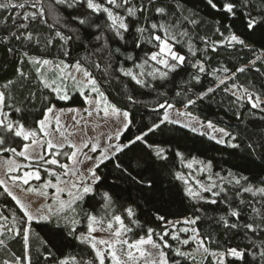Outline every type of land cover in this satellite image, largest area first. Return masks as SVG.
<instances>
[{
  "label": "snow or ice",
  "instance_id": "6c2138e0",
  "mask_svg": "<svg viewBox=\"0 0 264 264\" xmlns=\"http://www.w3.org/2000/svg\"><path fill=\"white\" fill-rule=\"evenodd\" d=\"M203 2L229 21L222 25L224 31L215 28L223 39L213 41L211 51L237 46L253 50L257 43L264 48V0L259 7L255 0ZM238 16L243 32L234 30ZM204 22L188 0H48L47 6L45 0H0V45L22 57L16 79L0 83V195L10 198L19 212L7 205L0 209V248L8 250L9 238H19L23 245L22 255L6 251L9 258L0 264H34V225L48 233L39 241L43 250L38 249L35 264H205L209 257L211 264H264V131L259 142L246 140V163L219 171L211 160L186 154L164 138L173 125L216 145L240 149L237 133L190 111L211 102L218 89L230 94L231 104L243 108L247 103L264 113V94L236 83V74L246 67L209 70L211 57L203 55L208 38H200L201 50L191 35ZM114 41L120 46L113 48ZM54 48L55 58L29 51ZM73 50L84 55L67 62L64 58ZM120 56L124 59L114 67L113 59ZM260 59L257 55L250 65ZM94 71L107 83L126 78L133 86L124 95L129 105L143 103L135 95L138 89L164 97L145 105L157 118L137 122L131 111L110 100ZM181 73L188 78L176 84ZM205 76L214 79V86L198 90ZM169 85L176 103L168 99ZM74 92L85 106L67 109L73 115L72 124L66 125V110L54 101L67 102ZM34 111L40 117H33ZM93 117L110 122L111 131L103 139L73 141L70 129L86 126ZM120 183L134 188L137 198L125 200L124 190H117ZM18 193L37 195L44 202L33 209V202ZM169 199L179 201L176 212L156 206ZM231 238L246 243L232 244Z\"/></svg>",
  "mask_w": 264,
  "mask_h": 264
},
{
  "label": "trees",
  "instance_id": "16d2710c",
  "mask_svg": "<svg viewBox=\"0 0 264 264\" xmlns=\"http://www.w3.org/2000/svg\"><path fill=\"white\" fill-rule=\"evenodd\" d=\"M48 0H45V4L47 6ZM257 6L259 7V0H255ZM189 7L195 6L200 11V19L205 21L198 28H194L191 31V35L193 37L194 44L203 50L204 45L201 41V37H207L209 40V47L206 53H203L205 58L211 57L208 60V68L211 70L212 68H217L220 66L228 67L232 72L238 67H246L247 71L244 73L236 74V83L238 85H243L249 87L251 90L264 94V48L260 44H254L253 50L241 49L239 46L236 48H228V47H218L217 51H211V44L213 41H221L223 37H221L218 33L215 32L216 27H221V31H224L222 27L223 24L228 23L222 19L220 14L212 12L209 8H207L203 2V0H188ZM220 20L221 24L216 25L215 21ZM234 30L237 32H243V24L241 18L238 16L235 24ZM227 35V32H225ZM13 47H18L16 44L12 45ZM120 46L118 42H113L112 47L115 48ZM7 46L0 45V83L8 79H16L15 77V69L18 66L17 61L21 59L19 51L15 55L9 54L6 51ZM180 50H184L181 48ZM30 53L33 55L42 54L47 56V58H55L57 53L55 48L49 50L45 53H40L38 50L29 49ZM128 51L132 52L131 44L128 46ZM136 54L140 53V50H135ZM84 53L82 51L73 50L71 56L64 58L67 62H74L76 59H79L80 56H83ZM259 55L262 59L257 60L256 65L253 67L250 65V61L255 59L256 56ZM124 58L123 56L116 57L113 59V66H118L120 61ZM125 66H130V63ZM255 68H259L260 72L255 71ZM25 70H28L27 68ZM94 74L97 76V79L100 81L102 85V89L106 91L109 95L110 100L117 103L121 107H126L134 116V119L137 122L150 123L152 120L156 119V115L149 111L148 107L145 105L153 106L159 99L161 102L164 97H157L155 93H152L150 90L138 89L135 93L138 100L143 101L142 104L137 105H129L127 101L124 99V95L126 91L132 90V85L127 81L126 78L121 77L120 80L112 79L111 83H107L103 74L99 72H95ZM115 76H118L119 73H115ZM188 77L181 73L180 76L176 78V84H181ZM128 84V89H125V85ZM231 84V81H229ZM214 86V79L210 76H205L202 79V83L200 85H196L198 90H203L207 87ZM223 88V86H221ZM169 92V101L172 103H176V100L172 99L173 90L172 86L168 87ZM16 95L20 98V90L17 89ZM233 98L230 96L228 92L222 91L220 89L217 90L211 102H203L198 103L193 106L190 111H192L193 116L199 118L203 121L211 120L213 123L217 125V127L225 128L226 130L232 131L233 133H237L240 137L241 148L240 149H232L230 147L216 145L214 141L207 139V137H202L196 133H193L187 129L179 128L178 126L168 125L170 131L166 133L164 138H168L172 140L173 146H179L182 150L185 151L186 154L196 155L201 159L211 160L213 162L214 170L219 171L221 169H228L233 165L246 163L249 159L247 155L246 149V140L251 137L252 139H256L258 142L260 140V133L264 131V113H261L257 109H251V107L245 103L244 107L241 108L238 105L231 104L230 101ZM57 107H67V106H78L82 105L83 100L79 95H74L71 100L68 102L63 101H54ZM177 107H181L177 104ZM37 109H41L42 105L37 102ZM237 114H239V119L237 118ZM40 111H34L32 116L35 118L40 117ZM135 132V129H132ZM157 138H161L157 136ZM68 150V149H67ZM66 150V151H67ZM235 152V155H231ZM10 155V154H7ZM62 158V157H61ZM63 161V160H62ZM253 171H256L253 168ZM109 182H111V177H109ZM165 183L167 181L165 180ZM123 189L122 195L125 200L132 198H137V194L134 188H130V186L126 183H120L118 191ZM129 193H131V197H129ZM7 205L9 208H12L14 211L18 212L14 203L4 195H0V209H3L4 206ZM157 207H162L166 210H170L172 212H176L180 207V203L178 200L169 199L166 204H160L159 201L156 204ZM218 207V206H209ZM218 214V213H217ZM173 218V217H169ZM143 220L144 217L141 216ZM152 226H156V222L153 223ZM206 228V226H205ZM211 231L210 229H206ZM39 233V237L37 236ZM216 236V233H213ZM48 233L45 229L38 225L33 226L32 230V257L35 264L36 258L38 256V249L43 250L40 245V239H47ZM218 238L220 240H224L225 237L223 234H219ZM230 243L232 244H243L246 241L231 238ZM6 243L8 244V250L0 248V261L3 259H8L9 256L6 254V251H10L15 253L17 256L23 254V245L22 241L19 238L12 240L6 239ZM171 243L175 244L174 241ZM210 247L215 248L216 245H210ZM173 259H176L173 257ZM182 264H191V261L182 260ZM205 264H211V258L209 257Z\"/></svg>",
  "mask_w": 264,
  "mask_h": 264
},
{
  "label": "rangeland",
  "instance_id": "374dc122",
  "mask_svg": "<svg viewBox=\"0 0 264 264\" xmlns=\"http://www.w3.org/2000/svg\"><path fill=\"white\" fill-rule=\"evenodd\" d=\"M74 95H79V94L74 92L73 95H72V97ZM81 99L83 100L82 97H81ZM84 106L85 105L82 104V105H78V106L62 107V108H64L66 110L65 111V114L63 116V121L65 122V124L66 125H71L72 124L71 117H72L73 113L67 112V109H70V108H83ZM181 110H183V109H181ZM81 125H84V122L83 121H81ZM111 127L112 126H111V123L110 122H105V121L101 120L99 117H93L88 122V124L86 126H83L82 128L78 127V128H75V129H70L71 131H74V133H75L71 137V139L73 141H75L76 143H78V144H80V143L88 140L90 137H95V138H98V139H103L104 134L111 131ZM66 150H67V148L65 149V151ZM67 151H69V149ZM3 158H4L3 156H0V160H3ZM60 159L63 160L64 158L62 157ZM83 166L84 167H87V162H85V164ZM42 175H44L43 172H42ZM2 176H3V170H0V177H2ZM32 183L35 185L38 182L33 181ZM18 195L20 196V198L22 200H25V202H29V201L33 202V209H35L41 203L44 202V198L39 197L37 195L26 194V193H18ZM189 247H191V246H189ZM197 259H200V257L197 256ZM191 264H192V262H191Z\"/></svg>",
  "mask_w": 264,
  "mask_h": 264
}]
</instances>
